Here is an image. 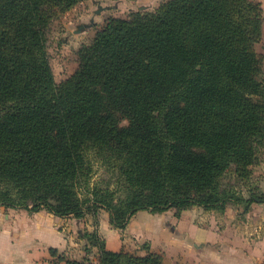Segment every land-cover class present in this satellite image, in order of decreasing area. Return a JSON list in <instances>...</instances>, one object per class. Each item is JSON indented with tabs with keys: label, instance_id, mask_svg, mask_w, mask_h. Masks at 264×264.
I'll list each match as a JSON object with an SVG mask.
<instances>
[{
	"label": "trees",
	"instance_id": "1",
	"mask_svg": "<svg viewBox=\"0 0 264 264\" xmlns=\"http://www.w3.org/2000/svg\"><path fill=\"white\" fill-rule=\"evenodd\" d=\"M80 1L0 0V205L95 222L104 210L124 229L140 210L264 203L223 183L250 177L264 148L261 4L165 0L110 16L57 82L47 28ZM84 236L99 264H166Z\"/></svg>",
	"mask_w": 264,
	"mask_h": 264
},
{
	"label": "crops",
	"instance_id": "2",
	"mask_svg": "<svg viewBox=\"0 0 264 264\" xmlns=\"http://www.w3.org/2000/svg\"><path fill=\"white\" fill-rule=\"evenodd\" d=\"M163 1L81 0L64 13L62 22L66 30L62 43L72 39L78 48L92 40L100 20L104 24L110 16L127 17L133 11H153ZM257 1L263 9L264 0ZM261 40H264V21ZM251 206L250 216L255 219V224L250 223V234L242 232L239 225L226 226L221 230L217 228L215 231L207 224L196 228L194 222L185 216V210L190 209H184L173 224L168 219L163 222L157 220L154 235L150 228L154 227L151 223L155 221L141 216L146 210L136 212L124 229H118L110 223L109 215L104 210L99 213L98 223H92L89 214L83 218L63 219L44 209L28 212L0 205V264H65L60 257L76 261L87 259L86 264H99L96 246L84 236L85 231L93 229L102 236L110 250H135L138 255L147 251L156 252L166 264H264V204L253 203ZM193 208L197 209L198 214L206 211L199 206ZM169 212L168 209L159 213ZM127 230L137 243L136 249L129 247L130 239L122 238ZM149 238V250L146 251L139 243ZM51 250L55 252L52 254ZM169 250L175 255L174 258Z\"/></svg>",
	"mask_w": 264,
	"mask_h": 264
},
{
	"label": "rangeland",
	"instance_id": "3",
	"mask_svg": "<svg viewBox=\"0 0 264 264\" xmlns=\"http://www.w3.org/2000/svg\"><path fill=\"white\" fill-rule=\"evenodd\" d=\"M262 10H263L262 22H263L264 21V8ZM63 19H64V14L59 15L58 17L54 18L51 21L50 25L48 26L47 32H46L47 41L49 42V46H48L49 61L51 64L52 71L54 73L55 80L57 82L69 77L77 69L78 50L81 47L79 46L77 48L78 44L74 45V41L72 39L67 40L66 41L67 43L65 44L62 43L61 39L64 37V33L66 30L62 22ZM97 25L99 27H97V29L95 28V30H98L99 28L103 27L104 24L100 20ZM82 29L83 28H81L80 31ZM70 35H72V33H70ZM90 42L84 43L82 45L89 44ZM256 51L263 57V65H264V40H261L259 43L256 44ZM119 123L121 126H126L128 121L125 117L120 116ZM251 172L252 173L250 177H248L245 181L239 180L233 175H230L231 173H229L224 179L223 183H226V184L229 183L231 185H234L236 189L240 190V194L242 195L243 198H247L250 194V191H253L255 193L264 192V148L262 152L259 154V161L257 162V164H254L251 166ZM251 207L252 206H250L248 211H244V202H240L239 204H235L231 202V203H228L223 210H206L205 212H200V214H198V212H196L197 209L193 208L192 206V207L187 208L190 210H185V214H186L185 216H188L189 219L194 222V226L196 228L197 227L200 228L204 224H207L210 228L213 227L212 230L215 231L217 228L221 230L223 227H226V226H234V225L238 226L239 225L240 230L243 229L241 230L242 232H248L247 234H250L252 233L251 224L252 225L255 224V219L254 218L251 219V216H250ZM256 209H258V207ZM169 210L170 212L168 214H164V213L158 214V213L150 212L148 210L141 213L142 218L144 217V219L146 220L153 219V221H155L151 223V224H154V227L150 228L152 232H155L154 235H156L155 223L157 220L159 221L161 220V222H163V220L168 219V222L173 224L174 222H176L178 218H180L181 213L184 209L171 208ZM234 212L236 214H234ZM246 212H249V214H247ZM230 213L232 214V216L230 215ZM166 215H169V217L167 218ZM90 216H91V222L92 223L95 222V220L93 219V216L92 215ZM99 218L100 216H98L97 218V221H96L97 223H98ZM164 227H167V226H164ZM128 231L130 230H127L126 233L123 232L125 234L122 235V238L130 239V243H128L129 247L131 249H136L137 243L134 242V238L131 237L130 232ZM248 236H251V235H248ZM149 242H150V238L149 240L142 241L141 244L139 243V245H142V247L146 249L147 251L149 250V247H148ZM129 252L137 254L135 250L134 251L132 250ZM169 252H170V256L174 258L175 255L174 254L172 255L170 250Z\"/></svg>",
	"mask_w": 264,
	"mask_h": 264
}]
</instances>
